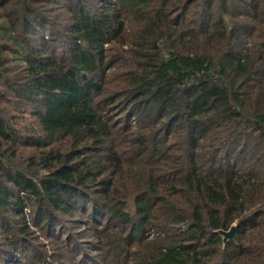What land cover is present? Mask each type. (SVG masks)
I'll return each mask as SVG.
<instances>
[{
	"label": "trees",
	"instance_id": "1",
	"mask_svg": "<svg viewBox=\"0 0 264 264\" xmlns=\"http://www.w3.org/2000/svg\"><path fill=\"white\" fill-rule=\"evenodd\" d=\"M0 264H264V0H0Z\"/></svg>",
	"mask_w": 264,
	"mask_h": 264
},
{
	"label": "water",
	"instance_id": "2",
	"mask_svg": "<svg viewBox=\"0 0 264 264\" xmlns=\"http://www.w3.org/2000/svg\"><path fill=\"white\" fill-rule=\"evenodd\" d=\"M236 230L237 227L233 226L228 232L218 231L217 233L222 236L225 245L229 239H234Z\"/></svg>",
	"mask_w": 264,
	"mask_h": 264
},
{
	"label": "rangeland",
	"instance_id": "3",
	"mask_svg": "<svg viewBox=\"0 0 264 264\" xmlns=\"http://www.w3.org/2000/svg\"><path fill=\"white\" fill-rule=\"evenodd\" d=\"M79 230L81 231V230H83V229H79ZM75 233H76V231H75ZM95 257H96V256H95ZM99 260H100V259H99ZM100 261H101V260H100Z\"/></svg>",
	"mask_w": 264,
	"mask_h": 264
}]
</instances>
